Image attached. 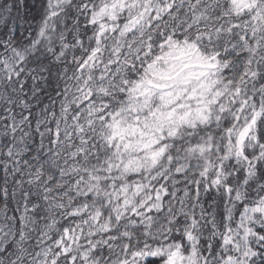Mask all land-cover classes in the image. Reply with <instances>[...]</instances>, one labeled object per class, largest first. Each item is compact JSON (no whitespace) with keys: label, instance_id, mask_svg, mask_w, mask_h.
Masks as SVG:
<instances>
[{"label":"snow or ice","instance_id":"6c2138e0","mask_svg":"<svg viewBox=\"0 0 264 264\" xmlns=\"http://www.w3.org/2000/svg\"><path fill=\"white\" fill-rule=\"evenodd\" d=\"M0 264H264V0H0Z\"/></svg>","mask_w":264,"mask_h":264},{"label":"trees","instance_id":"16d2710c","mask_svg":"<svg viewBox=\"0 0 264 264\" xmlns=\"http://www.w3.org/2000/svg\"><path fill=\"white\" fill-rule=\"evenodd\" d=\"M17 28H18V30H20V31L23 30V29L21 28V26H20V22H19V21L17 22Z\"/></svg>","mask_w":264,"mask_h":264}]
</instances>
